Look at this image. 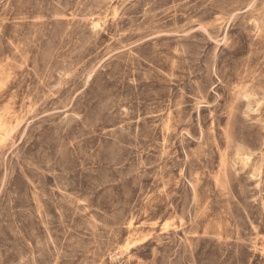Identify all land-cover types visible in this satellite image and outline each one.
Returning <instances> with one entry per match:
<instances>
[{
  "label": "rangeland",
  "instance_id": "374dc122",
  "mask_svg": "<svg viewBox=\"0 0 264 264\" xmlns=\"http://www.w3.org/2000/svg\"><path fill=\"white\" fill-rule=\"evenodd\" d=\"M0 264H264V0H0Z\"/></svg>",
  "mask_w": 264,
  "mask_h": 264
}]
</instances>
